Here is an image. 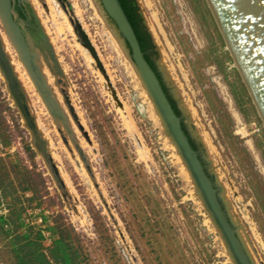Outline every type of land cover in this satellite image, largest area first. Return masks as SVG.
I'll return each mask as SVG.
<instances>
[{"label":"rangeland","instance_id":"374dc122","mask_svg":"<svg viewBox=\"0 0 264 264\" xmlns=\"http://www.w3.org/2000/svg\"><path fill=\"white\" fill-rule=\"evenodd\" d=\"M70 1L118 100L58 1L28 0L63 73L39 51L65 120L54 115L0 14V40L48 150L0 67V264H236L118 39L90 0ZM137 3L206 172L264 264V122L212 10L206 0Z\"/></svg>","mask_w":264,"mask_h":264},{"label":"water","instance_id":"95a60500","mask_svg":"<svg viewBox=\"0 0 264 264\" xmlns=\"http://www.w3.org/2000/svg\"><path fill=\"white\" fill-rule=\"evenodd\" d=\"M29 3L28 0H20ZM64 10L69 14L70 22L74 26L75 34L78 35L80 41L88 49L97 63V67L104 74L109 87L116 100L117 94L111 84L107 70L100 59L98 51L88 33L83 30L82 24L76 16L70 0H59ZM137 1V0H136ZM99 9L106 20L107 25L111 29L114 37L120 41L125 55L138 71L144 86L148 90L156 109L158 110L164 125L170 137L176 144L179 153L194 179L198 188V193L202 197L207 209L210 211L214 222L220 229L222 236L228 246L236 264H255L248 251L244 241L240 240V233L237 228H233L230 223L231 218L225 214L224 204L219 195V188L213 182V174L209 169V175L206 172L207 161L201 160L199 157L200 139L196 135L194 128L190 124L186 112L169 81L166 72L162 68L154 48L149 50V55L156 65V71L152 68L145 53L143 52L135 29L130 22L120 0H96ZM214 13L226 35L227 40L232 46L235 57L240 65L241 71L247 81L248 89L258 104L264 115V0H210ZM13 7L11 0H0V14L6 24L8 35L12 38L16 45L20 57L22 58L26 68L37 87L43 94L51 112L65 120V115L58 101L48 84V79L44 75L42 69L40 52L47 59L52 61V69L56 73L63 75L62 69L56 58L54 48L50 43L44 29L39 41H36L30 31L23 26V20L19 19L17 13L13 17ZM25 25V23H24ZM148 30V29H147ZM149 32V30H148ZM150 33V32H149ZM26 44L29 52L33 55V68L29 64L28 55L25 50ZM40 51V52H39ZM0 67L8 80L10 88L15 99L22 110L32 132L36 137V144L40 151L48 156L46 142L42 139L34 117L30 112L26 97L22 91L20 83L14 74L11 62L0 40ZM159 74V75H158ZM167 89V91L164 89ZM178 109L179 115L173 108L170 99ZM70 103L69 99L67 100ZM74 114V109L71 107ZM75 115V114H74ZM193 143V144H192ZM210 165V163H209ZM55 172L58 174L57 167L53 164Z\"/></svg>","mask_w":264,"mask_h":264},{"label":"bare ground","instance_id":"6f19581e","mask_svg":"<svg viewBox=\"0 0 264 264\" xmlns=\"http://www.w3.org/2000/svg\"><path fill=\"white\" fill-rule=\"evenodd\" d=\"M56 1H58V2H56V6H60L61 5V2L59 1V0H56ZM91 1V4H92V6H93V8H94V10H95V14L98 16V18H100L101 20H103L104 21V23H105V18H104V16H103V14H102V11L99 9V7H98V5H96L97 4V2H96V0H90ZM207 2H208V4H209V6H210V9L212 10V13H213V15H214V17H215V20H216V22H217V24H218V27H219V29H220V31H221V33L223 34V37L225 38V41H226V48L229 50V52H230V54L232 55V57L234 58V65H235V67H237L238 69H239V71H240V73H241V75H242V78H243V80H244V82H245V84H246V86H247V88H248V84H247V81H246V79H245V77H244V75H243V73H242V71H241V68H240V65H239V63H238V61H237V59H236V57H235V54H234V52H233V49H232V46L230 45V43H229V41L227 40V38H226V35H225V33H224V31H223V29H222V27H221V25H220V23H219V21H218V19H217V17H216V15H215V13H214V10H213V8H212V5H211V3H210V0H206ZM70 3L72 4V2L70 1ZM60 4V5H59ZM72 6H73V9H74V12H75V14H76V16L78 17L79 15H77V13L78 12H76V10H75V8H74V5L72 4ZM61 7H62V5H61ZM63 8V7H62ZM77 9V8H76ZM63 10H64V8H63ZM65 11V10H64ZM78 11V10H77ZM66 12V11H65ZM67 13V12H66ZM68 15V17H69V14H67ZM69 19H70V17H69ZM78 19H79V21H80V18L78 17ZM80 23H81V21H80ZM72 24V23H71ZM82 24V23H81ZM106 24V23H105ZM74 27V26H73ZM82 27H83V30H85L84 29V26L82 25ZM74 31H75V29H74ZM86 31V30H85ZM115 39V38H114ZM7 41V40H6ZM119 41V40H118ZM116 44H118L117 45V49H118V52L122 55L123 53H122V50H120L121 48H120V46L119 45H121L120 44V41L119 42H117ZM25 45V50H26V52H27V55H28V60H29V64H31V66L33 67V68H35L34 70H36L37 68L35 67V63H34V60H33V55H32V53H30L29 51V48H28V46L26 45V44H24ZM122 47V46H121ZM86 48V47H85ZM87 49V48H86ZM123 49V48H122ZM88 50V49H87ZM124 51V50H123ZM91 54V53H90ZM93 57V56H92ZM94 58V57H93ZM96 61V60H95ZM42 69L44 70V72H45V70H46V68H45V66H43L42 67ZM136 69V68H135ZM136 72L138 73V71L136 70ZM46 73V72H45ZM138 75H139V73H138ZM32 76V75H31ZM140 76V75H139ZM33 79V78H32ZM51 81V80H50ZM50 81H49V83H50ZM249 90V89H248ZM250 91V90H249ZM251 94V96H252V93H250ZM150 95V94H149ZM151 97V96H150ZM152 99V98H151ZM252 99H253V101H254V103H255V106H256V108H257V111H258V113H259V115H260V117H261V119L263 120V122H264V115H263V113H262V111L260 110V108H259V106H258V104L256 103V101H255V99H254V97L252 96ZM186 112V111H185ZM157 116V115H156ZM207 164L206 165H208V162H206ZM213 182L216 184V186H217V189L219 188V195H220V197H221V199H222V203L224 204V210H225V214L229 217V218H231V220H230V223L232 224V227L233 228H237L238 229V226H237V224L235 223V221L232 219V216H231V214H230V212H229V209H228V206L226 205V203L224 202V197L221 195V191H222V188L220 187V185H219V182H218V180L215 178V176L213 175ZM242 237L240 236V242L242 243ZM245 243V242H244ZM246 244V243H245Z\"/></svg>","mask_w":264,"mask_h":264},{"label":"trees","instance_id":"16d2710c","mask_svg":"<svg viewBox=\"0 0 264 264\" xmlns=\"http://www.w3.org/2000/svg\"><path fill=\"white\" fill-rule=\"evenodd\" d=\"M120 2L122 4L128 18H129V20H130V22L132 23V25L135 29V33L138 36L141 48H142L143 52L145 53L146 59L148 60V62L152 66V68L156 71V66L154 65V62L151 60V58L147 54V51L149 49L153 48L152 37H151L150 33L148 32V30L143 29V26L141 24V22L143 21V17L140 13H138L139 7H138L137 1L136 0H120ZM164 89L167 91V89L165 87H164ZM170 100H171V103L173 105V108L175 109V111L179 115L178 109H177L174 101L172 99H170Z\"/></svg>","mask_w":264,"mask_h":264},{"label":"flooded vegetation","instance_id":"af4514ba","mask_svg":"<svg viewBox=\"0 0 264 264\" xmlns=\"http://www.w3.org/2000/svg\"><path fill=\"white\" fill-rule=\"evenodd\" d=\"M11 4H12L13 10H14L13 17L15 18V13H17L19 19L23 20V22L25 23V28H27L30 31L31 35L33 36V38L36 41H39L43 35V32L40 29L37 18L34 16L33 11L31 9V6L29 5V3H24V2H21L20 0H11ZM138 13H140L139 10H138ZM141 24L143 26V29L147 30L143 21L141 22ZM151 49H149V50H151ZM148 51H147V54L149 55ZM149 57H150V55H149ZM151 60L153 61L152 58H151ZM154 65H155V63H154Z\"/></svg>","mask_w":264,"mask_h":264}]
</instances>
